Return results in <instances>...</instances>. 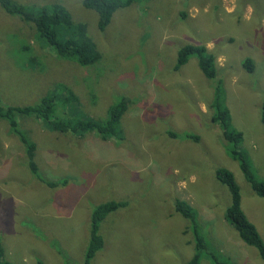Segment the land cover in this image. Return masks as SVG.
I'll use <instances>...</instances> for the list:
<instances>
[{"label":"rangeland","instance_id":"1","mask_svg":"<svg viewBox=\"0 0 264 264\" xmlns=\"http://www.w3.org/2000/svg\"><path fill=\"white\" fill-rule=\"evenodd\" d=\"M25 6L60 4L75 23H84L102 59L89 66L55 55L34 28L0 5V102L36 104L56 97L54 117L104 121L121 98L128 108L116 137L94 132L53 131L16 114L18 131L35 144L43 181L28 165L26 146L0 118V241L13 264H83L91 214L106 202H125L99 223L104 240L90 264H185L194 253L188 220L174 213L187 201L207 248L200 264H264L256 248L242 242L224 218L231 198L215 168L231 171L241 208L264 242V198L245 181L209 108L212 80L195 57L174 71L177 51L202 45L215 59L233 126L243 134L241 149L264 181V0H143L117 9L104 31L98 14L82 0H13ZM251 58L254 72L242 61ZM65 85L78 97L64 106ZM73 118V117H71ZM173 134V136H171ZM198 136V143L186 136ZM227 147V148H226Z\"/></svg>","mask_w":264,"mask_h":264},{"label":"trees","instance_id":"2","mask_svg":"<svg viewBox=\"0 0 264 264\" xmlns=\"http://www.w3.org/2000/svg\"><path fill=\"white\" fill-rule=\"evenodd\" d=\"M135 1L143 0H82V5L86 9L95 11L98 14L97 27L104 31L109 25L111 18L117 9L130 6ZM1 7L10 15H16L20 20L34 28L38 37L49 47L55 55L72 60L80 66H89L98 63L102 59L95 43L87 34V26L84 23H75L69 11L60 4L25 6L17 4L13 0H0ZM195 57L197 66L207 80H212L213 95L209 108L212 111L211 121L218 124L224 141L227 143V154L238 163L245 181L250 185L251 190L258 197L264 198V181L258 180L251 170L249 161L244 151L241 149L243 143V134L232 124L230 111L226 105L225 89L220 80L217 79V69L214 57L208 53L202 45L186 44L177 51L174 71L184 66L189 58ZM103 60V59H102ZM243 70L252 74L255 63L247 57L242 61ZM57 90L63 94L61 103L64 106L78 103V97L71 89L60 84ZM129 100L121 98L107 110L106 120L94 121L92 119L83 120V118H74L68 115L64 119L54 117L56 110V97L52 92L47 93L34 105L25 106H4L0 102V118L4 119L10 125V128L19 135L20 141L26 146L28 156V165L31 172L36 175L42 183L49 188L64 186L67 183L63 179L60 183L43 181L38 176L37 163L34 160L35 144L24 137L18 131L16 114L30 116L40 120L48 128L61 133L71 132L72 134L96 133L98 137L107 141L117 134V127L120 124L122 116L128 108ZM261 123L264 126V99L261 105ZM173 136V134H171ZM198 143V136H186ZM214 176L216 180L225 186L230 194L231 201L224 212L225 220L233 226L239 238L248 246L257 249L260 258L264 262V242L260 237L256 227L247 219L241 208V194L238 183L234 175L228 169L218 166L215 168ZM125 202H106L99 204L91 214V227L88 246L84 254L83 264H90L95 253L102 249L104 240L99 235V223L107 214L125 207ZM174 213L188 220L193 231V256L185 264H200L201 257L207 248L205 239L201 236L196 223V213L191 205L184 200L176 199L174 202ZM216 254L211 253L210 258L213 264H232L227 259H216ZM0 264H13L3 258V249L0 241ZM38 264H41L40 262Z\"/></svg>","mask_w":264,"mask_h":264}]
</instances>
